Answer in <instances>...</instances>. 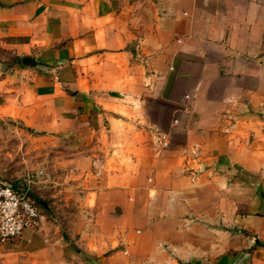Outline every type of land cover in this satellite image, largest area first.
Here are the masks:
<instances>
[{
	"label": "crops",
	"instance_id": "1",
	"mask_svg": "<svg viewBox=\"0 0 264 264\" xmlns=\"http://www.w3.org/2000/svg\"><path fill=\"white\" fill-rule=\"evenodd\" d=\"M3 117L76 150L80 221L0 264H264V0H0Z\"/></svg>",
	"mask_w": 264,
	"mask_h": 264
},
{
	"label": "rangeland",
	"instance_id": "2",
	"mask_svg": "<svg viewBox=\"0 0 264 264\" xmlns=\"http://www.w3.org/2000/svg\"><path fill=\"white\" fill-rule=\"evenodd\" d=\"M76 153L64 137L44 135L19 120L0 118V185L22 188L29 183L51 212L43 205L40 209L50 218L53 215L51 219L67 234L80 221V200L74 190Z\"/></svg>",
	"mask_w": 264,
	"mask_h": 264
},
{
	"label": "built area",
	"instance_id": "3",
	"mask_svg": "<svg viewBox=\"0 0 264 264\" xmlns=\"http://www.w3.org/2000/svg\"><path fill=\"white\" fill-rule=\"evenodd\" d=\"M97 165L98 174H101L102 164L99 159ZM24 187L12 185H0V240L9 241L20 237L25 230L36 229L47 220V214L43 212L30 197L31 187L29 183Z\"/></svg>",
	"mask_w": 264,
	"mask_h": 264
},
{
	"label": "trees",
	"instance_id": "4",
	"mask_svg": "<svg viewBox=\"0 0 264 264\" xmlns=\"http://www.w3.org/2000/svg\"><path fill=\"white\" fill-rule=\"evenodd\" d=\"M12 186H14V187H19L18 185H16V184H12ZM29 195H30V197L35 201V203L39 206V207H42L41 206V204H40V201H41V199L40 198H38L31 190H30V192H29Z\"/></svg>",
	"mask_w": 264,
	"mask_h": 264
},
{
	"label": "water",
	"instance_id": "5",
	"mask_svg": "<svg viewBox=\"0 0 264 264\" xmlns=\"http://www.w3.org/2000/svg\"><path fill=\"white\" fill-rule=\"evenodd\" d=\"M30 60H31V58L27 57L24 61L28 62ZM41 205H43L48 210V212H51V208H50V206H49V204L47 202L41 201Z\"/></svg>",
	"mask_w": 264,
	"mask_h": 264
}]
</instances>
